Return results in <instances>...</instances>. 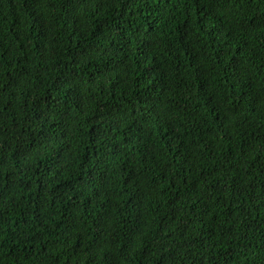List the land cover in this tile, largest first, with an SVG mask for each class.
Instances as JSON below:
<instances>
[{"label":"trees","instance_id":"trees-1","mask_svg":"<svg viewBox=\"0 0 264 264\" xmlns=\"http://www.w3.org/2000/svg\"><path fill=\"white\" fill-rule=\"evenodd\" d=\"M0 264H264V0H0Z\"/></svg>","mask_w":264,"mask_h":264}]
</instances>
